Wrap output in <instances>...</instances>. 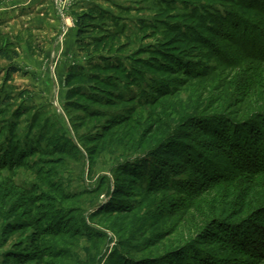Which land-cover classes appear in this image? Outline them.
<instances>
[{
  "label": "rangeland",
  "instance_id": "obj_1",
  "mask_svg": "<svg viewBox=\"0 0 264 264\" xmlns=\"http://www.w3.org/2000/svg\"><path fill=\"white\" fill-rule=\"evenodd\" d=\"M194 1L223 17L232 10L208 0H68L65 8L61 0L59 7L55 0H0V264H264L259 244L246 256L215 224L240 223L242 209L264 206V174L223 182L226 176L190 173L202 155L224 161L227 174L238 165V154L209 132L228 133V116L254 120L264 112V61L238 64L243 51L227 40L233 29L222 21L218 35L202 34L204 45L188 46L190 61L207 75L187 78L179 69L168 76L142 65L163 58H153V49L174 42L164 32L201 7ZM237 9L238 32L264 33V0H238ZM83 15L88 32L79 43ZM101 57L153 82L168 80L176 92L141 107L121 93L157 97L145 82L139 90L121 82L122 92L74 76L71 87L83 90L70 97L72 69L86 73ZM21 148L33 151L21 155ZM159 155L181 167L178 175L159 165ZM191 178L194 192L185 182ZM259 213L240 225L248 226L242 242L264 228Z\"/></svg>",
  "mask_w": 264,
  "mask_h": 264
},
{
  "label": "trees",
  "instance_id": "obj_2",
  "mask_svg": "<svg viewBox=\"0 0 264 264\" xmlns=\"http://www.w3.org/2000/svg\"><path fill=\"white\" fill-rule=\"evenodd\" d=\"M208 1H211L212 3L217 2L220 4L228 5L230 6L232 10L230 13H228L226 16L223 17L219 13L218 10H215L213 7H210L213 5L201 6L199 2L194 1L198 4V6H201V7H199V9L195 7L194 10L192 8L191 9L192 13H190L188 16L181 17L182 19L184 18V21H179L181 19L180 17L179 19H177L178 21H172V23H170L169 27L164 32L165 35L173 34L175 38L172 39L171 41H174V42L170 45L168 43H162V46L160 45L161 47L158 46V49L157 48L153 49L155 51V53L152 54L153 58L158 59L159 57L160 58L163 57L166 60L162 58L163 60L160 59V61H156L154 65H150L149 63L144 62L142 63V65L145 68H149L158 74H167L168 76L176 74L175 72L179 69H180L179 72H182L184 75H187V78H198V77L207 75L206 72L196 69L194 64L190 61L192 57L189 55L190 49L188 48V46L204 45L206 43V40H203L201 38L202 34L210 33L213 35H218L217 33H219V29H217V26L222 21L230 22L231 24L230 28L233 29L229 33L228 35L229 37L227 38V40L234 41L236 43L238 42V49L243 51V56L238 57V64L241 62L244 63L243 61L244 58H248L247 61L250 60V62L264 61V33L258 32V31H257L258 33H256L254 28H251L252 29L251 31L255 33L253 34L250 33V35H247V33L241 34L240 32H238V30H240V25H238V22H237L238 21V9H237L238 0H208ZM189 3L193 4V1H189ZM87 17L89 16L83 15L81 17H78V20H77V27H78L77 37L79 38L78 40L79 43H81V38H85L84 36L87 34L86 32H88L87 26L85 25V21ZM218 18L220 20L219 23H218ZM209 22H211V27H214V26L215 27L210 28ZM241 23L244 24V22L242 21ZM248 29L249 27L247 26V31ZM237 33H238V39L236 35ZM234 35L236 36L234 37ZM164 44H168V45H164ZM162 47L163 49H161ZM164 47L168 48L167 50H175V53H171L170 55L167 53L168 54L167 55L166 49H164ZM192 48H196V47H192ZM1 54L5 55L4 48L1 49ZM231 57H234V56H231ZM234 59L236 58L234 57ZM127 67L128 66H126V64H124L121 60H110V59H105L101 57V60L99 62L88 66L89 69H86V70L87 71L90 70L89 72L86 71L85 73L84 71L81 73L80 72L81 68L72 69L67 79V86L71 89L69 92L70 97L79 96L80 92L83 90V89L78 88L79 86H76V88L71 87V81L74 78V76H76V78L84 77L86 79H89L91 82L93 81L96 82V81L101 80L103 84L108 86L104 88V90L114 88L116 90L119 89L122 92H123L122 87L117 86L121 82L122 83L124 82L127 85V88H125L124 90H130V88H137L139 90L141 88V85H143V82H145L147 86H149L150 88H152L153 90L157 92L156 93L158 94L157 97L153 99H147V98L141 99V97L136 98L132 95H130L132 97H128L129 95L127 96L125 93L122 95L121 93V97L123 99L127 98L126 101L136 102L141 107L142 106H153L157 102H159L161 99H163L164 97L170 96L176 92V88L170 86V82L168 80L167 81L159 80L160 84H157L159 81L153 82L152 80H150V79H153L152 77L147 76L149 78L148 79L145 75L143 76L141 74V71L137 68H134V66L131 65L129 68ZM13 70L16 71L15 69ZM83 70L84 69H82V71ZM112 71H116L117 74L119 75L111 76L108 78L104 76L106 72H112ZM246 79L247 77L244 78V80ZM112 84H115L114 87L112 86ZM256 85L258 86V84ZM243 86L246 89H248L249 81L248 82L244 81ZM90 96H92V98L94 99H102L97 94H90ZM259 112L260 113H258V115L255 117L254 120L250 119V117L245 118V119L244 118L234 119L228 116L227 118L228 120H226V125L228 126L229 130H228V133L226 134H222L218 132L213 133L211 131L209 132L214 137H216L220 142L227 143L232 148V150H234L238 154V165L228 168L230 171L229 174L225 172L226 167H225L224 161L220 162L218 157H217L218 161L217 160L213 161L210 158L204 159L205 155H202V158L200 159L195 157L196 159H193L191 161L192 170L190 173H194L193 169L196 168L202 171L203 175L205 173L204 178L206 180L207 179L213 180V179L219 178L220 176L221 177L226 176V178L219 179V181H223V182L225 181L232 182L231 180L234 178H238L239 180V178L243 176L244 174L250 175V178H255V177L257 178V176L264 174V112L263 111H259ZM254 116L255 115H253V117ZM218 140L216 141V143H218ZM18 148L20 147L18 146ZM13 149L14 148L10 147V150H13ZM207 149L209 150L210 147ZM18 150L21 155H27L28 153L33 151L31 148L30 149L26 148L27 151L22 150V148ZM154 160L155 159H153L152 161ZM242 161L245 162L244 166L246 168H244V166L242 168ZM158 163L159 165H162L166 169L169 168V170H171L170 171L171 174H175V173L177 174V171H176L177 168H181V167L175 166L169 160H165L160 155H159ZM256 173L258 175H256ZM171 174H169V176H172ZM161 175L163 178L166 177L163 175V173ZM185 182L187 185L191 186L192 192H194L195 186H193L194 185L193 179L192 178L191 180L185 179ZM252 182H253V179H252ZM149 183L151 184L152 180H149ZM254 189L255 188L252 189L253 191L251 190L252 193L254 192ZM252 193L251 195L254 196V194ZM260 197H263L264 199V192L262 193V196ZM261 206L262 207L256 208L255 210H252V211H247V210H250L251 208H247L246 210L242 209L240 216H242V218L243 216L245 218L246 217L249 218L250 216H253L255 213H258V212H260L259 213L260 215L264 216V206L263 205ZM259 214L255 216H260ZM235 218H238V215H236ZM245 218L241 219L240 223H238V221H234V222H230L226 224V223H222L221 220H218L215 222V224L218 225L219 228L223 230L224 237L229 240L233 250L242 248L244 250L243 254L248 256L249 252L254 253V250L259 251L258 250L259 248H257L258 244L260 245V247H262L261 251H264V228L262 226H256L255 229H253V231H257V234L253 236V239L247 242L246 241L242 242L239 237L241 236V234H243L242 230L247 225H243V226H240V225L242 223L243 224L247 223L249 226V222H251L253 218L255 217L253 216L252 218H249L250 220L248 221H245L247 219ZM243 238L244 237H242V239ZM202 240H204V238ZM209 240L211 242L212 239H209ZM201 251H202V254L204 255L205 251L203 250ZM256 253H260V252H256ZM205 254L207 255L208 253H205ZM257 257L260 258L258 262L264 261V252L257 254ZM203 258L204 257L200 258L202 263L204 261ZM182 263L186 264L185 261ZM222 263L223 261L218 260V259L214 260L213 262V264H222Z\"/></svg>",
  "mask_w": 264,
  "mask_h": 264
},
{
  "label": "built area",
  "instance_id": "obj_3",
  "mask_svg": "<svg viewBox=\"0 0 264 264\" xmlns=\"http://www.w3.org/2000/svg\"><path fill=\"white\" fill-rule=\"evenodd\" d=\"M68 2V0L67 1H65V0H61V5H62V3H63V8H65V6L66 5H64V4H66ZM55 3H56V6L57 7H59L60 6V0H55Z\"/></svg>",
  "mask_w": 264,
  "mask_h": 264
},
{
  "label": "crops",
  "instance_id": "obj_4",
  "mask_svg": "<svg viewBox=\"0 0 264 264\" xmlns=\"http://www.w3.org/2000/svg\"><path fill=\"white\" fill-rule=\"evenodd\" d=\"M45 6V5H44ZM17 7V5H14L13 7H11V8H16ZM41 8H45V7H41ZM47 8V7H46ZM10 9V8H9ZM5 10H7V8L5 9Z\"/></svg>",
  "mask_w": 264,
  "mask_h": 264
}]
</instances>
